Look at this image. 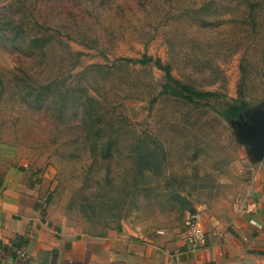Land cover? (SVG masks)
<instances>
[{
    "label": "rangeland",
    "instance_id": "obj_1",
    "mask_svg": "<svg viewBox=\"0 0 264 264\" xmlns=\"http://www.w3.org/2000/svg\"><path fill=\"white\" fill-rule=\"evenodd\" d=\"M251 115L264 0H0V164L43 175L70 229L148 242L230 217Z\"/></svg>",
    "mask_w": 264,
    "mask_h": 264
},
{
    "label": "crops",
    "instance_id": "obj_2",
    "mask_svg": "<svg viewBox=\"0 0 264 264\" xmlns=\"http://www.w3.org/2000/svg\"><path fill=\"white\" fill-rule=\"evenodd\" d=\"M230 217L200 215L207 246L193 250L187 225L143 242L70 229L49 208L43 175L0 164V264H264V160L247 159Z\"/></svg>",
    "mask_w": 264,
    "mask_h": 264
},
{
    "label": "water",
    "instance_id": "obj_3",
    "mask_svg": "<svg viewBox=\"0 0 264 264\" xmlns=\"http://www.w3.org/2000/svg\"><path fill=\"white\" fill-rule=\"evenodd\" d=\"M250 124H243V130L250 136L254 143L253 157L254 160H264V115L248 116Z\"/></svg>",
    "mask_w": 264,
    "mask_h": 264
},
{
    "label": "built area",
    "instance_id": "obj_4",
    "mask_svg": "<svg viewBox=\"0 0 264 264\" xmlns=\"http://www.w3.org/2000/svg\"><path fill=\"white\" fill-rule=\"evenodd\" d=\"M189 230V245L193 250L205 248L207 246V235L201 224L199 213L191 214L186 222Z\"/></svg>",
    "mask_w": 264,
    "mask_h": 264
},
{
    "label": "trees",
    "instance_id": "obj_5",
    "mask_svg": "<svg viewBox=\"0 0 264 264\" xmlns=\"http://www.w3.org/2000/svg\"><path fill=\"white\" fill-rule=\"evenodd\" d=\"M151 61V60H148ZM247 108V104H242L241 106H231L226 114L231 117L232 119L239 118L242 114H244L245 109ZM1 186V183H0Z\"/></svg>",
    "mask_w": 264,
    "mask_h": 264
}]
</instances>
